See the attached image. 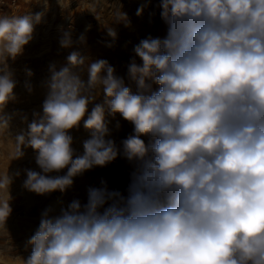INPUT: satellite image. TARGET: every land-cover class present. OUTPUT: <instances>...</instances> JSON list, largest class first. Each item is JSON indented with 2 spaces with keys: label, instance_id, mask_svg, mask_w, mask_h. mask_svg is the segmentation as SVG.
<instances>
[{
  "label": "clouds",
  "instance_id": "clouds-1",
  "mask_svg": "<svg viewBox=\"0 0 264 264\" xmlns=\"http://www.w3.org/2000/svg\"><path fill=\"white\" fill-rule=\"evenodd\" d=\"M156 8L167 34L133 46L126 75L135 91L108 60L73 51L66 66L51 67L42 112L22 116L26 128L13 135L11 161L31 148L40 169L25 170L27 191L65 193L77 176L122 157L132 165L126 194L102 180L86 202L49 206L30 254L12 264H264V0H157ZM45 12L0 14V134L11 132L4 109L17 98L9 61L25 53ZM115 22L130 25L120 8ZM60 32L61 48L86 43L71 28ZM117 115L133 126L119 144L108 119ZM81 125L90 137L78 152L71 132ZM8 168L0 229L20 175Z\"/></svg>",
  "mask_w": 264,
  "mask_h": 264
},
{
  "label": "rangeland",
  "instance_id": "rangeland-1",
  "mask_svg": "<svg viewBox=\"0 0 264 264\" xmlns=\"http://www.w3.org/2000/svg\"><path fill=\"white\" fill-rule=\"evenodd\" d=\"M143 2L144 0H70L67 7H61L57 0H48V9L45 12L43 0L39 3L36 0H18L17 8L7 11V15H23L29 12L32 14L45 12V15L42 22L36 26L34 40L26 46L25 53L14 62L9 61V66L17 80V86L14 89L17 98L15 101H10L4 109L5 113L13 116V119L11 132L0 134V172L9 167L10 174L19 171L20 175L14 178L10 187L12 212L6 221V229H0V264H12L11 257L26 258L30 254L31 246L27 242L38 228L41 213L46 208L51 206L55 212H58L59 202H63L66 206L73 199L81 200L86 183L110 170L109 165L96 167L77 176L74 178L73 186L65 193L56 191L41 196L23 188V181L26 179L25 170L40 171V169L35 162V152L31 148L24 149L23 158L11 161V153L14 150L13 135L21 128H26V124L21 120L22 116L26 115L30 122L33 112H42L41 103L44 102L46 95L43 97L41 93L47 92L43 83L51 76V64L46 62L47 65L42 68L41 57H45V60L50 59V55L58 57L56 70L67 65V62L63 63V60H66L68 54L73 51H79L92 60L106 59L115 67L117 75L125 78L126 86H136L134 82L127 79L126 75V65L132 56L133 46L148 35L164 38L167 34V25L160 19L159 10L156 8L157 0H153L142 16L136 15L137 9ZM119 8L127 14L129 26H125L122 22H115ZM150 11L156 12L151 19ZM88 25H91V28L85 32ZM106 26L116 31L117 38L114 42L107 35ZM61 27L65 30L71 28L74 40L84 34L86 43L75 44L72 48H61L59 45ZM109 43L113 46L107 47ZM37 47H39L38 50H36ZM26 70L32 72L31 77L26 74ZM26 81L33 86L31 93L24 87ZM157 87L153 85L154 89ZM101 99L102 97L97 102ZM115 123L110 124L113 128L112 138L119 144L128 136L126 132L128 128L120 123L121 129L117 132L114 129ZM71 134L74 137L73 147L78 152H82V143L90 137V133L81 125L79 130H73ZM131 171L132 165L129 164V182Z\"/></svg>",
  "mask_w": 264,
  "mask_h": 264
},
{
  "label": "built area",
  "instance_id": "built-area-1",
  "mask_svg": "<svg viewBox=\"0 0 264 264\" xmlns=\"http://www.w3.org/2000/svg\"><path fill=\"white\" fill-rule=\"evenodd\" d=\"M18 6V0H0V14H6L7 11L16 9ZM110 170L105 174L90 179L84 187V196L81 202H86V190L88 187H99L101 181L107 182L109 189L119 190L126 194V189L129 184V164L122 157H118L115 161L109 164ZM67 199V198H66ZM64 199V200H66Z\"/></svg>",
  "mask_w": 264,
  "mask_h": 264
},
{
  "label": "crops",
  "instance_id": "crops-1",
  "mask_svg": "<svg viewBox=\"0 0 264 264\" xmlns=\"http://www.w3.org/2000/svg\"><path fill=\"white\" fill-rule=\"evenodd\" d=\"M38 48L39 47H37V49L36 50H38ZM68 54V53H67ZM70 54H68V56H69ZM67 56V57H68ZM57 59H59L58 57H55V56H53V55H50V59H47V60H45V57H41V66H42V68H44L47 64H46V62L48 63V62H50V64H51V66L50 67H52V66H57V64H58V60ZM65 61L67 62V58H66V60L64 59L63 60V63H65ZM132 89H133V91H135V89H136V86H130ZM47 94V92H42L41 93V95L44 97L45 95ZM42 105H43V102L41 103V110H42ZM110 121H111V123H113V122H116V121H119L122 125H124L125 127H127L128 129L126 130V132L128 133V135L130 134V133H132L133 132V126L130 124V123H128V122H126V121H124L119 115H117L116 117H115V119H112L111 117H109L108 118ZM110 123V124H111Z\"/></svg>",
  "mask_w": 264,
  "mask_h": 264
}]
</instances>
